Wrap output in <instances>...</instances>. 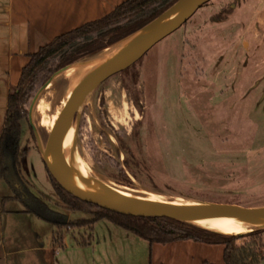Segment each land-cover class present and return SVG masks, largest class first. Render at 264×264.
<instances>
[{"label": "rangeland", "instance_id": "1", "mask_svg": "<svg viewBox=\"0 0 264 264\" xmlns=\"http://www.w3.org/2000/svg\"><path fill=\"white\" fill-rule=\"evenodd\" d=\"M70 68L55 73L28 106L21 146L31 150L17 177L23 191H40L58 207L65 204L38 140L68 98ZM43 108L47 128L40 121ZM78 152L90 173L122 192L264 204V0H209L136 62L104 80L82 105ZM11 161L9 155L4 191L17 192L19 199L7 206L57 217L9 184L15 176ZM69 210L72 217L92 216ZM42 222L44 240L52 241L57 224ZM64 230L69 236L90 233L88 224ZM261 236L264 251V229Z\"/></svg>", "mask_w": 264, "mask_h": 264}, {"label": "crops", "instance_id": "2", "mask_svg": "<svg viewBox=\"0 0 264 264\" xmlns=\"http://www.w3.org/2000/svg\"><path fill=\"white\" fill-rule=\"evenodd\" d=\"M122 1L0 0V131L10 93L30 59V52L37 51L58 34L105 15ZM27 145L30 151L31 146ZM11 157L15 176L11 175L9 184L21 189L17 182L21 167ZM7 158L6 171L10 168ZM6 171L2 170L0 158V264H227L225 243L194 238L150 242L109 218L88 224L89 234L65 235L64 228L70 230L74 225L62 222L77 217H72L66 206L50 204L40 191L21 189L23 196L37 199L54 210L57 217L33 212L30 207L7 206L8 201L18 200L19 194L5 195ZM42 221L57 224L52 241L44 240ZM255 263L259 262L246 264Z\"/></svg>", "mask_w": 264, "mask_h": 264}, {"label": "trees", "instance_id": "3", "mask_svg": "<svg viewBox=\"0 0 264 264\" xmlns=\"http://www.w3.org/2000/svg\"><path fill=\"white\" fill-rule=\"evenodd\" d=\"M176 0H124L105 15L84 22L55 36L37 51L30 52L29 61L23 66L18 83L13 87L4 126L0 131V158L3 172L8 153L21 167L30 147H21L23 121L29 118L31 100L38 90L62 68L90 57L102 49L128 36L153 19ZM54 187L66 207L92 213L77 217L64 224H91L100 218L110 220L138 233L150 242H168L194 238L208 242L225 243L227 264L259 262L264 258L261 232L264 228L244 233H228L168 216H141L125 214L83 200L69 192L49 171ZM61 234V231L58 232ZM239 238H244L238 243Z\"/></svg>", "mask_w": 264, "mask_h": 264}, {"label": "water", "instance_id": "4", "mask_svg": "<svg viewBox=\"0 0 264 264\" xmlns=\"http://www.w3.org/2000/svg\"><path fill=\"white\" fill-rule=\"evenodd\" d=\"M209 0H176L169 7L140 28L102 49L96 54L70 65L73 74L91 64L97 65L85 76L71 95L60 106L52 128L48 147L38 146L49 171L69 192L88 202L111 210L141 216H168L208 227L206 221L239 222L249 226L240 231L218 230L228 233H244L264 228V204L247 205L236 202L209 199L157 198L154 195L122 192L112 196L95 185L91 173L78 152V129L81 108L87 97L104 80L136 62L164 37L182 26L204 3ZM68 65V66H70ZM67 67V66H66ZM43 98V105L46 97ZM73 128L71 150L67 136ZM53 155L54 160L50 157ZM79 168L77 175L74 164Z\"/></svg>", "mask_w": 264, "mask_h": 264}, {"label": "bare ground", "instance_id": "5", "mask_svg": "<svg viewBox=\"0 0 264 264\" xmlns=\"http://www.w3.org/2000/svg\"><path fill=\"white\" fill-rule=\"evenodd\" d=\"M97 65V63L95 64H91L88 67L84 68L83 70H80L78 72H75L73 74H71L67 80L65 81L66 85H65V90H67L66 92V96L69 97L72 93V91L77 88V86L82 82V80L85 78V76ZM59 78V77H58ZM57 78V79H58ZM55 92V91H54ZM52 92V94L54 93ZM51 92L49 93L50 96ZM48 96V97H49ZM46 104V102H45ZM46 108V106H45ZM47 109H42V113L40 115V121L41 124L47 128L46 126V120H47V116L48 113L46 112ZM59 109L57 110V112L52 116L50 115V117L53 119L51 122V125L48 129V131L45 134L41 135L40 138V144L44 147L47 148L48 147V140L51 138L52 136V128H53V123L55 121V117L58 113ZM51 120V119H50ZM73 128H70L69 132H68V136H67V145L69 150H71V142H72V135H73ZM52 160H54L53 155H51L50 157ZM74 164V163H73ZM89 168V167H88ZM74 169L77 173V175L80 177V172H79V168L76 164H74ZM91 177H92V181L95 185H97L98 187H100L102 190H104L105 192H107L108 194L112 195V196H119L120 192L119 189L117 187V185L110 181L109 179L103 178L99 175L96 174V172H91ZM121 186V185H120ZM124 188V187H123ZM127 190V189H126ZM156 197V196H155ZM208 227L213 228V229H218V230H229V231H240V230H245L247 228H249L248 225L243 224V223H239V222H220V221H206L205 223Z\"/></svg>", "mask_w": 264, "mask_h": 264}]
</instances>
